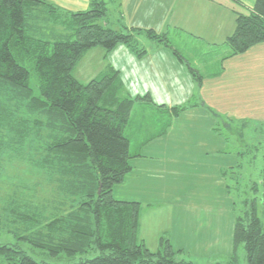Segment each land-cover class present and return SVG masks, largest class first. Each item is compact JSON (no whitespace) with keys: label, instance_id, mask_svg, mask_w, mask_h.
<instances>
[{"label":"trees","instance_id":"trees-1","mask_svg":"<svg viewBox=\"0 0 264 264\" xmlns=\"http://www.w3.org/2000/svg\"><path fill=\"white\" fill-rule=\"evenodd\" d=\"M253 1L246 12L232 7L235 26L224 42L230 49L224 59L264 43V0ZM107 18L104 0H90L87 9L78 11L47 0H0V152L9 145L4 135L9 142L16 140L9 134L12 131L22 143L36 142L39 157L34 165L52 187L47 199L15 188L1 200L5 212L1 218L16 239L0 242L2 262L53 264L34 260L17 241L21 240L52 257L96 250L87 264H192L173 258L179 250L173 249L165 234L155 252L138 240L140 202L114 198L113 187L132 170L129 160L141 156L131 152L132 141L142 146L163 135L173 118L202 105L201 101L156 106L167 114V121L157 124L160 130L155 132L145 128V138L136 137L130 113L137 101L153 103L150 95L119 96L122 81L112 66L82 84L72 74L74 66L97 46L109 52L122 44L142 56L146 49L136 37L142 33L182 58L167 33L125 25L116 29ZM187 67L200 85L201 74L190 64ZM8 152L22 160L28 149L23 144ZM240 243L247 264H264V226L256 205L236 218L230 264H239L235 251Z\"/></svg>","mask_w":264,"mask_h":264},{"label":"rangeland","instance_id":"rangeland-1","mask_svg":"<svg viewBox=\"0 0 264 264\" xmlns=\"http://www.w3.org/2000/svg\"><path fill=\"white\" fill-rule=\"evenodd\" d=\"M104 1L107 7L108 24L116 29L121 25L127 26L122 17L120 5L122 0ZM143 1L152 6L157 2V0ZM228 1L231 2V0ZM239 8L247 11L246 7ZM161 9L165 10L162 7ZM117 14L121 18L120 21L115 18ZM143 20L148 19L143 18ZM151 27L157 28L155 24ZM156 28L154 29L157 30L156 32L167 33L171 44L177 49L183 61L178 59L172 48L158 43L155 39H148L143 33L136 36L138 45L146 49L149 45L160 44L159 46L171 51L175 60L182 63L184 70L181 71L182 73H176V69L168 62L166 56L161 54L159 61L165 68L164 72L170 76L165 81L171 86L158 85L155 72L149 66L146 69V66L144 67L143 75H140V70L133 73L129 69V77L119 76L122 81L119 96L135 98L145 94L151 96V93L155 95L154 104L140 101L134 103L130 116L132 128L136 130V137L145 138V128H151L155 132L160 130L157 124L162 126L161 122L167 121V114L155 108L156 106L163 104L185 106L200 101L203 106L206 104L211 112L219 115L215 120L222 134L210 140L212 144H216V149H213L211 144L208 145L209 147L204 146L207 134L200 131L190 133L189 128L199 126L201 129L203 126L207 127L210 122L207 119L195 117L189 121L185 119L188 116L181 115V118L175 122V118L171 121L175 130L169 139L163 138L160 141L163 143L161 146L159 144L154 148H147L134 145L132 141V153L136 151L144 155H152V160L156 164L153 162L139 164L136 160L138 156L131 158L129 162L136 160L133 162L134 165L130 162L135 169L127 174L126 178L131 176L116 196L122 198L131 192L139 194L145 170L151 169L152 173L146 176V180L149 183L148 187L151 186L152 189L142 190L141 195L143 194L147 200L169 202L172 212L169 216L172 215L174 223L171 234L165 233V235L169 238L173 249L179 250L175 252L173 258L177 261H190L192 264H230L236 218L244 216L252 210L253 205H256L257 214L264 226V49L256 48L253 54L238 56L234 62L240 67L234 70V64L223 61L224 56L230 53L229 47L224 43L222 46L206 45V41L203 42L195 38L196 36L185 34L186 32L183 33L180 28L174 29L169 26L163 31ZM101 50L106 52L100 46L89 49L74 66L72 74L80 83L86 84L95 78V74L97 77L109 67L103 52L100 54ZM116 54L118 52L108 56L107 60H111L118 68L120 67L124 74L125 66H129L131 62L126 65V60L119 59L121 56ZM256 58H259L261 64L256 66L254 71L240 70L247 64L249 67ZM188 64L201 74V81H203L201 87L197 79L189 72ZM114 69L117 70L116 67ZM223 69L221 78L216 79L215 75L221 74ZM30 86L37 95L33 79L30 81ZM224 121L230 124V129L226 127ZM16 133V131L9 133L13 140L16 139L15 141L9 142L6 135L3 137L6 145L9 143L11 147L7 145V148L0 152V203L3 197L15 188L26 190L28 194L35 193L37 198L47 199L50 197L52 187L47 183L44 173L34 165L36 157H39L35 149L38 144L29 140L22 143ZM222 143H224L223 147H221ZM23 144L28 152L24 154L25 157L22 160L8 152L13 147L17 149ZM4 213L0 207V242L14 243L15 237L7 231L10 229L9 225L4 217L1 218ZM149 220L150 217L144 225ZM151 226L150 223L145 226L147 245L151 249L147 248L155 252L157 249L153 248L158 241L155 237V229L151 230L153 228ZM17 241L34 260L53 264H80L82 261L87 264L86 260L98 253L96 250H91L73 257H65L63 254L52 257L26 242ZM235 252L238 263L247 264L243 243L238 245ZM0 264L7 263L0 261Z\"/></svg>","mask_w":264,"mask_h":264},{"label":"crops","instance_id":"crops-1","mask_svg":"<svg viewBox=\"0 0 264 264\" xmlns=\"http://www.w3.org/2000/svg\"><path fill=\"white\" fill-rule=\"evenodd\" d=\"M47 1L55 3L56 5L63 7L67 10H71V11L85 10L89 7V4H90V0H47ZM147 4L148 3L143 0H122L120 5L122 6V17L124 19L125 24L129 27H141V28L144 27V28H152V29L156 28V27L155 28L151 27V25L153 26V24H155L157 28H159L162 31L165 30L167 27L172 26L174 29H179V28L182 29L181 31H183V33L186 32L185 34L187 35H191L193 37L196 36L195 38H197L198 40L201 39V41L203 42L206 41L205 42L206 45L214 44L217 46L219 45L222 46L227 36L230 35L232 31L234 30L235 15L232 11V7L234 6H237L238 8L240 6L243 8L246 7L247 10L249 11L250 9H252L254 1L253 0H231V2H229L228 0H157L154 6L147 5ZM161 7L164 8L165 10H162ZM118 16L119 15L117 14L115 18H117V20L120 21L121 18L120 16L118 18ZM143 18L146 20L148 19V20L144 21ZM148 21H152V22H148ZM177 34L179 33L177 32ZM256 48L257 49L261 48L263 50L264 43H259L257 45H254L246 52L235 55V56H231L224 60L225 62L234 64L233 69L236 70L237 67H240L239 64H236L234 62L236 59H238V56L249 54V53L253 54L252 52H255ZM102 52H103V56L107 64L109 63L108 64L109 66H112L113 68L115 67L117 68L120 74L119 76L121 77L124 76L126 78L129 77L128 76L129 69H131V72L133 71V73L140 70V75H143L144 67L146 66L145 67L146 69L147 66H149V68L155 72V76H156L155 80H157L158 85L164 86V87H169L171 85H168L165 81L170 76L164 72L165 68L162 66V63L159 61V57L161 54L166 56V58L168 59V62L172 65L174 69H176V73H180L181 71L183 72L184 70L182 63L180 64L178 63V61L175 60V58L171 55L170 53L171 51L169 49L163 48L158 45L147 46L146 53L142 56H137L136 54L132 53L130 49H128L127 47H123L121 45H117L115 48H113L109 52H105L101 50L100 54H102ZM116 52H118V54L116 55L121 56L119 57V59L126 60L127 62L126 65L131 62L129 66H125L124 74L123 72H121L123 70L120 67L118 68V66H116V64H113L111 60H107L108 56H112L111 54H114ZM259 64H261L260 60L259 58H256L255 60L253 59V63L249 67L247 64L246 67L240 70L242 72L245 70L247 71V69H248V72L249 70L254 71V68L256 66H259ZM223 72H224V69L222 70L221 74L215 75L216 79L221 78ZM96 75L97 74H95V77ZM202 84H203V81H201V84L199 85V87H201ZM183 92L185 93V91ZM154 96L155 95L151 93L150 97L152 101H154ZM181 115L188 116V117H185V119L189 121H191V119H193L194 117L197 119H200V118L207 119V121L210 122V124L207 125V127L203 126L201 129L199 128V126L189 128L191 130L190 133L194 131L196 132L200 131L202 133H206L207 139H205V142L203 145L209 147L211 144V146H213V149H216V144H212L210 140H213V138L219 137L222 134L220 128L216 126L215 118L219 116L217 113H214L213 111L211 112V110L207 108L206 104L205 106L199 104L195 107H192L190 109H187L181 112L177 117H175L174 122L177 119L181 118ZM173 119L171 121H173ZM172 123L170 124V126L168 127V129L163 135L149 140L142 146L147 147V148H154L159 144L161 146V144L163 143H161L160 141L163 138L169 139L171 134H173L175 130V127L172 125ZM226 127L230 129V126L227 124H226ZM182 130L184 131V129ZM223 146H224V143H222L221 147ZM152 158H153L152 155L141 154V156H138V159L136 160L139 164L145 163V162L146 164H151L152 162L156 164V162L152 160ZM136 160L133 159L130 162L133 164V162H136ZM133 169H135V166H132V170L130 172H132ZM145 171L146 173H145L144 178L141 181V187H139V194H135L134 192H131L128 195L125 191V194L128 196H125L122 198H120L119 196H116L117 192H119L122 186L127 184L126 180L130 178L131 176L129 175L126 178L127 176L126 175L122 183L117 184L113 187V196L114 198L119 199V200L140 202V211H139L140 214H139V225H138L137 235H138L139 240H142L144 244L147 245V236L145 232L146 231L145 226L149 223L152 225L151 227L153 228H151V230L155 229V237L158 241L161 235L165 233L169 235V233L173 231L172 227L174 223V218L172 219V215L169 216V213L172 214V212H171L168 201L166 200H160V201L147 200L143 197V194L141 195L142 190H147L151 187V186L148 187L149 183L146 180V176L152 173V171L151 169L150 170L147 169ZM149 217H150V220L144 225V222ZM149 234L152 236L151 232ZM157 247H158V244L156 243V246L153 249L156 250Z\"/></svg>","mask_w":264,"mask_h":264}]
</instances>
